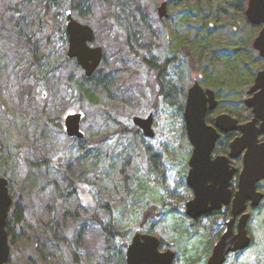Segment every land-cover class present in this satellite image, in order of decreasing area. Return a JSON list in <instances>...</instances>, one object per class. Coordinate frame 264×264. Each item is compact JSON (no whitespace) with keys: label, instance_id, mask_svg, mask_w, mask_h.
<instances>
[{"label":"rangeland","instance_id":"rangeland-1","mask_svg":"<svg viewBox=\"0 0 264 264\" xmlns=\"http://www.w3.org/2000/svg\"><path fill=\"white\" fill-rule=\"evenodd\" d=\"M70 1L43 6L0 0V177L8 178L14 202L27 207L26 222L33 226L47 208H74L71 201L56 199L55 181L61 194L68 190L65 180L93 190L92 196L82 195L91 206L81 210L79 223L68 222L62 233L69 246L61 244L50 258L52 244L36 239L50 258L46 263L45 255L37 258L19 243L10 264L28 258L32 264H74L72 252L77 264H127V247L137 231L175 251L174 264H207L224 225L215 213L196 221L186 215L193 198L187 185L193 148L184 111L188 90L198 81L217 95L212 118L222 111L238 114L240 123L252 118L244 100L264 61L252 46L260 28L245 16L248 0L81 1L73 15L94 29L91 46L104 50L101 66L83 89L84 71L66 58L63 28ZM164 2L168 17L161 19ZM29 38L40 64L29 61ZM30 93L36 101L28 99ZM75 112L84 116L87 144L64 131V118ZM150 114L154 138L133 124L135 117ZM30 173L39 182L24 194ZM43 184L49 188L45 193ZM259 191L264 193V181ZM248 213L252 245L226 264H264V200Z\"/></svg>","mask_w":264,"mask_h":264},{"label":"water","instance_id":"water-1","mask_svg":"<svg viewBox=\"0 0 264 264\" xmlns=\"http://www.w3.org/2000/svg\"><path fill=\"white\" fill-rule=\"evenodd\" d=\"M245 16L252 26L260 28L252 46L264 61V0H248ZM159 17H168L167 2L159 8ZM66 34V57L76 60L87 78L93 77L104 59L103 48L91 46L95 42L94 29L76 20L73 12L68 10ZM244 104L252 113L249 121L240 123L232 115L224 113L216 116L213 124H209L208 115L219 106L216 93L203 88L198 81H194L187 93L184 120L187 137L193 148L188 163L187 185L193 191V198L186 203V215L196 221L204 215L231 207V217L214 244L207 264H225L230 254L242 252L252 243L248 233V209H257L264 200V193L259 191V184L264 181V141L261 140L264 137V66L257 72ZM82 123L81 112L68 113L64 119L66 135L84 140ZM133 124L145 137L154 138L153 114L147 118L135 117ZM229 134L237 135L230 143L229 155L214 156L222 135ZM240 158L243 167L238 176V190L234 193L231 182L239 170L231 165V161ZM12 204L9 180L0 177V264H10L11 260L7 226ZM160 248L159 238L137 231L127 248L126 262L174 264L176 253L171 249L162 252Z\"/></svg>","mask_w":264,"mask_h":264},{"label":"trees","instance_id":"trees-1","mask_svg":"<svg viewBox=\"0 0 264 264\" xmlns=\"http://www.w3.org/2000/svg\"><path fill=\"white\" fill-rule=\"evenodd\" d=\"M24 1H26V0H24ZM35 1L40 2V4H42L43 6H44V2L46 4H49L51 2V0H35ZM81 1H82V3H84L83 0H71L70 3L68 4V9L71 10L73 13L77 12L79 9V4ZM45 10H46V8H45ZM19 36L24 37L22 33H20ZM30 42H31V40L29 38L27 43H26V45L29 49V55H28V56H30L29 61H32L33 63L37 62L38 64H40V61H37V59H35L34 48H33L34 46L30 48ZM190 58H192V64H194L195 58L191 52H190ZM145 61H147V60H145ZM147 64L151 68H158V66L153 61H147ZM89 79L90 78H87L86 76L84 78H81L79 86H81V88H82L83 83H84V85H86V82H84V81H88ZM35 97H36L35 94L30 93L28 99L34 102V101H36ZM222 112L225 113L226 111H222ZM227 112L230 113V115H232L235 118L240 117L238 114H234L233 112H230V111H227ZM250 118L249 117L246 118L244 116L243 120L247 121ZM213 122H214V118H212V115L210 114L208 116V123L213 124ZM234 136H236V135L230 134V135L226 136V138H225V140L227 141L226 144L221 141V146H223V147L221 149H218L219 152H222L224 154H226L228 152V144L233 139ZM79 142L81 144H85V143L87 144V138H85L84 140H81ZM38 165L39 164H34L32 166V167H34V169L37 170V172H39L37 168L41 167ZM31 174H33V173H30V175L27 177V179L24 182V187L22 190V193H24V194H28L30 192L28 190V185H30V187H32V188H37L39 180L35 179V178H31ZM65 181H66L67 186H68V190H67L66 194L60 193L61 187L57 181H55L54 184L51 185V188H53L54 191L56 192V199H59V200L62 199V200H64V203L71 201L73 203L72 206L74 208L69 210V209H65L63 207L64 212H58V211L54 210V208H47L45 211H43V213L45 214L44 219H41L37 223L36 226H33V225L26 222L25 213L27 211V207L21 205L18 202H14L16 200V197L14 196V191H13L14 188L12 186H9L10 192L12 193L14 200H13V206L11 208L9 218H8L7 230H8V234L10 237L12 248H15L13 250H16V246L20 243L23 247L29 248L33 252V254H35V256L37 258L40 257L39 255H45V262L49 263L50 258H52V252L51 251H55L56 249H58V247L61 244L69 246V244H70L69 238L64 237L62 235V233L64 232L65 229H67L66 225L68 222H70L71 224L79 223V221L77 219L80 218L81 210L84 207L91 206V204H88V202H84V199H82V195H84L86 193L87 195L92 196L93 190H91V189L88 190V189L80 186L79 184L73 183L72 181H69V180H65ZM40 187H41L40 191L42 193H45L47 186L45 184H43ZM82 191H83V193H82ZM22 197H24V195ZM90 201H91V199H90ZM217 214L220 217H222V215L227 217V214H221V213H217ZM220 221H221V218H220ZM113 232H114V230H113ZM36 239L47 241V242H50V244H52L50 250H48V253H47L48 257L51 256L50 258H48V260L46 258L45 248H40V244H39V242H37ZM36 246H37V248H36ZM71 256H72L73 263L77 264L78 263L77 254L75 252H72ZM32 262H33V259L28 258L27 263H25V264H32Z\"/></svg>","mask_w":264,"mask_h":264},{"label":"flooded vegetation","instance_id":"flooded-vegetation-1","mask_svg":"<svg viewBox=\"0 0 264 264\" xmlns=\"http://www.w3.org/2000/svg\"><path fill=\"white\" fill-rule=\"evenodd\" d=\"M63 30L65 31V34H66V19H65V26H64V28H63ZM230 135V134H229ZM236 135V134H235ZM226 136H228V135H222V137H221V139H220V141L218 142V144H217V147H216V149H215V152H214V156H217V155H229V146H230V143H231V141L237 136H234L233 137V139L229 142V144H228V152L226 153V154H224V153H222V152H219V146H221V141L223 140V139H225L226 138ZM261 140H263V137L261 138ZM192 155V154H191ZM238 161H241V163L239 164V162ZM231 165L232 166H235V167H237L238 168V170H239V172L236 174V176H235V178L232 180V182H231V189H232V191L235 193L237 190H238V176H239V173L241 172V170H242V167H243V161H242V158H240V159H238V160H232L231 161ZM189 166V165H188ZM189 187V186H188ZM191 191H192V189H191ZM192 193H193V191H192ZM224 210L225 211H215V212H212V213H210V214H207V215H204V216H208V215H211V214H217V213H221V214H227V217L226 216H224V215H222V217H221V221H220V224H222V225H224V229H225V223H226V221L231 217V207H228V208H225L224 207ZM220 217V216H219ZM238 220V219H237ZM237 224H238V221L235 223V227H234V230H235V232H237ZM224 231V230H223ZM223 233V232H222ZM9 235V234H8ZM221 236V235H220ZM220 238V237H219ZM9 243H10V246H11V252H12V245H11V241H10V237H9ZM251 245H252V243H251ZM250 245V246H251ZM214 246V245H213ZM168 248H166V249H164V245H163V243H162V241H161V248H160V250L162 251V252H164V251H166ZM249 249V248H248ZM248 249H246V250H248ZM212 250H213V248H212ZM246 250H244V251H246ZM244 251H242V252H244ZM212 253V252H211ZM238 253H241V252H238ZM238 253H233V254H230L229 256H228V259H227V262H228V260H229V257L230 256H232V255H235V254H238ZM176 260V259H175ZM226 262V263H227ZM127 263V262H126ZM225 263V264H226Z\"/></svg>","mask_w":264,"mask_h":264}]
</instances>
